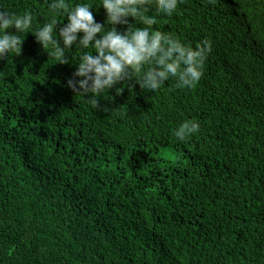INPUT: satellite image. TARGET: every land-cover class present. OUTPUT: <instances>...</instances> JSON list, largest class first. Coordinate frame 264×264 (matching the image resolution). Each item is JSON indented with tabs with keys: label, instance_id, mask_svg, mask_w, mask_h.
Wrapping results in <instances>:
<instances>
[{
	"label": "trees",
	"instance_id": "16d2710c",
	"mask_svg": "<svg viewBox=\"0 0 264 264\" xmlns=\"http://www.w3.org/2000/svg\"><path fill=\"white\" fill-rule=\"evenodd\" d=\"M0 6L51 18L47 0ZM149 14L192 47L211 41L194 87L129 77L93 107L67 86L75 45L56 62L27 32L0 59V264H264V0Z\"/></svg>",
	"mask_w": 264,
	"mask_h": 264
},
{
	"label": "clouds",
	"instance_id": "9594fccd",
	"mask_svg": "<svg viewBox=\"0 0 264 264\" xmlns=\"http://www.w3.org/2000/svg\"><path fill=\"white\" fill-rule=\"evenodd\" d=\"M180 3L181 0H47L51 18L39 25H34V14L29 10L20 14L0 6V59L19 55L27 32L35 35L56 62L67 63V54L75 45L76 69L67 86L93 107H97L99 97L129 77L136 78L146 91H156L170 79H174L176 88H191L203 76L211 41L204 39L192 47L173 34L153 30L157 16L149 14L155 5L159 13L172 16ZM94 6L105 10L104 23L95 19L91 10ZM52 13L67 17V22L58 25ZM129 17L134 18L132 23ZM116 25L127 28L122 32ZM120 91L122 88H116L117 93ZM199 129L198 120H187L175 129L174 136L185 141Z\"/></svg>",
	"mask_w": 264,
	"mask_h": 264
}]
</instances>
